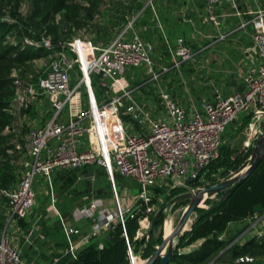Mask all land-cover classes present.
Listing matches in <instances>:
<instances>
[{
    "label": "built area",
    "instance_id": "obj_1",
    "mask_svg": "<svg viewBox=\"0 0 264 264\" xmlns=\"http://www.w3.org/2000/svg\"><path fill=\"white\" fill-rule=\"evenodd\" d=\"M154 1L145 0L143 5L151 11L149 26L134 25L138 11L106 43L72 37L48 56L41 73L20 76L18 69L10 73L15 89L7 111L12 121L3 133L11 134L12 147L6 152L15 156L21 170L11 189H0L8 218H25L31 211L35 204L34 183L38 181L48 187L50 206L59 218L55 207L59 196L51 184L57 172L92 165L103 171L109 184L112 210L100 197H91L73 207L71 219L86 220L89 228L71 240L74 230L64 227V254L71 259L93 240L100 248V239L116 221L132 264L136 258L127 242L123 215L140 201L144 209L137 218L134 238L146 237L144 224L152 209L150 198L171 189L200 188L193 190L188 179L199 180L200 170L219 156L226 126L235 119L236 127L245 121V146L262 129L264 0H178L188 6L199 4L203 17L213 25L218 23L215 11L228 4L241 18L240 26L248 24L251 29V44L242 55L246 62L237 70L242 89L226 94L208 83L211 96L207 99L196 98L190 84L196 82V75H205L206 68L215 72V61L208 60L203 66L200 57L205 51H198L201 46H194L181 36L165 38ZM179 13L181 21H191L183 11ZM156 37L160 39L159 49H154L151 41ZM25 42L52 47L44 38ZM219 70L223 71L221 66ZM164 75L168 78L164 79ZM25 115L38 124L23 125L20 117ZM114 175L127 178L137 187L133 203L123 210ZM84 176L92 180L93 173ZM75 178L78 181L84 177L78 174ZM3 230L0 264H29ZM237 260L252 259L244 256Z\"/></svg>",
    "mask_w": 264,
    "mask_h": 264
},
{
    "label": "trees",
    "instance_id": "obj_2",
    "mask_svg": "<svg viewBox=\"0 0 264 264\" xmlns=\"http://www.w3.org/2000/svg\"><path fill=\"white\" fill-rule=\"evenodd\" d=\"M144 3L145 0H108L107 3L104 0H0V189L12 188L20 176L16 168L15 156L6 152L12 147L11 134L3 133V129L10 126L12 121V116L7 111L15 89L10 77L12 69H18L20 76V71H23L22 76L29 73L36 75L30 71L32 62L43 57L48 60V56L53 51L61 49V44L68 41V38L71 39L73 31L81 26L87 27L97 39H102V43L112 39L113 30L117 33L130 19L129 17L138 11L134 25L149 26L151 11L148 6L143 7ZM105 4L110 5L111 13L106 22L101 24L97 17L102 16L101 9ZM22 5H25L24 11L20 9ZM113 13L115 15H112ZM43 36H49L51 48L25 42V39L39 42L44 38ZM92 42L97 44L98 41ZM243 126L242 122L238 124L233 133L235 135H230V138L241 133ZM226 140L225 138V142L223 141L221 145L219 156L200 170L199 177L202 175L209 177V174L217 169V161L226 153L223 151ZM230 156L231 161L235 160L231 162L235 166L239 153L235 152ZM226 157L231 158L228 155ZM90 167L83 166L80 172L93 173ZM77 170L57 172L53 178L54 183L59 184V186L54 185V188H60L61 191H65L64 194H67L63 203L59 204L58 201L57 205L62 216H66L73 206L86 203V200L81 198L86 194L87 188L77 190H72L73 187L69 188ZM96 173L105 176L102 170L101 172L97 170ZM189 183L196 185L198 179ZM106 186L109 189L107 181ZM104 190L95 193H104ZM178 191L180 189H171L170 193H178ZM204 201L206 207L196 208L189 229L177 236L167 264H259L258 262L264 261V234L249 236L239 243L235 238L246 225L231 230L230 234L226 230L228 223L241 222L247 218L253 219L264 212V156L225 198L221 201L218 197ZM152 202L153 199L149 204ZM138 203L139 208L124 221L127 242L133 251L136 245L144 242L143 238L140 241L133 240L134 232L138 227L137 218L144 209V205L140 201L136 202ZM256 204L260 205V212L253 211V206ZM15 220L19 227L26 228L22 218ZM159 220L158 215L155 225ZM3 229L4 223L0 222V231ZM147 239L143 253L145 257L153 252L156 244L150 234L147 235ZM100 242V248L97 247V240L81 247L74 258H69L65 264L128 263L126 241L119 224L109 230ZM196 242L199 243L191 246L187 252L180 251L182 247ZM244 256L252 260H237ZM153 264H159L158 259Z\"/></svg>",
    "mask_w": 264,
    "mask_h": 264
},
{
    "label": "crops",
    "instance_id": "obj_3",
    "mask_svg": "<svg viewBox=\"0 0 264 264\" xmlns=\"http://www.w3.org/2000/svg\"><path fill=\"white\" fill-rule=\"evenodd\" d=\"M158 12L161 17L162 33L168 40H173L176 36H181L187 42H191L194 46L197 44L199 50L205 51L200 57L202 65L209 63L208 60L215 61L213 67L215 72H211L207 68L205 75H196V82L191 85L193 94L196 98H210L211 90L208 83L217 86L222 93H230L232 91H240L242 84L238 79L237 70L241 69L243 62H246L243 55V49L250 46V26L244 24L240 26L241 18L229 7L228 4L222 5L215 11L217 15V25H213L206 20L204 12L199 4L188 6L178 0H155ZM180 11L185 13L190 22L181 21ZM154 49L160 48V39H151ZM219 66L223 69L221 72ZM164 79L168 75L163 76ZM169 79H171L169 77ZM209 81V82H208ZM183 102V99H181ZM101 171V169L99 168ZM88 173H77L71 184L75 185L76 176ZM59 200V199H58ZM102 200L106 206H111ZM40 200L35 199V204L31 211L22 220L26 224V230L19 227L15 220L13 228L11 224L7 226V237L11 244L19 252L22 259L29 264H65L69 259L67 254H64V248L67 244V237L64 233V227L69 226L74 230L71 240H75L79 235L88 231L89 223L83 219L72 220L70 215L73 207L69 209L66 216H62L59 212L48 205L39 206ZM42 203V202H41ZM58 205V201L56 202ZM129 207V206H128ZM110 209V208H109ZM57 214V215H56ZM247 224V225H246ZM246 225V226H245ZM245 228L236 236L235 240L239 243L249 236L261 234L264 232V216L256 215L253 219H245L241 222H231L227 225V233L231 230ZM13 230L10 235L9 230ZM226 233V234H227ZM225 234V233H224ZM184 246L180 249L181 252H187L191 246Z\"/></svg>",
    "mask_w": 264,
    "mask_h": 264
},
{
    "label": "rangeland",
    "instance_id": "obj_4",
    "mask_svg": "<svg viewBox=\"0 0 264 264\" xmlns=\"http://www.w3.org/2000/svg\"><path fill=\"white\" fill-rule=\"evenodd\" d=\"M104 1H105V3L108 2V0H104ZM123 1H129V0H123ZM24 6L25 5L21 6V8H20L21 11H24ZM101 10H102L101 11L102 16L97 17V18H99L101 24H104L106 22L108 16L111 13L110 5L108 6V4H105L104 6H102ZM112 15H115V13H113ZM129 18H131V17H129ZM115 34H116L115 30H113V32L111 33V36L113 37ZM43 37H44V39L49 40V36H43ZM72 37H80V38H83L86 40H90V41L95 40V41H98L97 43H102L101 42L102 39H97L95 37V35L93 33H90L89 29L85 26H81V27L75 29L73 31V35L71 36V38ZM68 39H70V38H68ZM68 39H66V40H68ZM194 49L198 50V47L194 48ZM46 64H47V58L43 57L40 59H36L34 62H32V65H30V71L33 72L34 74H37L39 72L41 73V71L45 68ZM20 73L22 76L23 71H20ZM150 89L151 88H148L149 91H150ZM20 121H22L23 125L26 124V126H34V125L38 124L37 121L33 120V117L28 118V117H26V115L21 116ZM237 123H238V119H235V121L233 123H230L228 126H226V129L224 131V135H225V138L227 140H226V143H225V146L223 149V151H226V153L229 157H231L230 154L234 155L235 152L239 153V156L237 158L235 166L231 164V162L235 161V160L231 161L232 157L227 159V157H226L227 155H226V153H224L222 155V157L217 161V163H218V164H216L217 169L214 172H212L211 174H209V177L202 175L199 178L198 183L196 185L191 186L193 188V190L196 186L205 187V186L214 184L216 182H219L223 179L230 177L231 172L234 169H236L240 163H242L243 161H245L247 159V157L250 154V151L252 149L254 138L251 139V141L248 143L247 146H245L244 143L246 141L245 140L246 132L243 129H242L241 133H238L237 136L230 138V135H235L233 133L235 132V128H236ZM88 166H91L90 169L93 171L92 180L87 178V177L85 178V176H84V178H80V180L75 182V185L72 184V186H69L70 189L73 187L72 190L73 189L77 190L79 188L82 189L83 187H85V188H87V191H86V194H84L82 196V198H81L82 200H84V199L86 200V199H89L91 197H94V198L100 197L102 199V197H103L105 199L106 203L111 205L109 208L112 210L113 206H112V199L110 197V189H108V186H106V180H105L103 174L99 175L98 173H96L97 170L100 171L99 168L92 167V165H88ZM16 168L20 174L21 168L19 167V164H16ZM76 172L80 173V169H78ZM53 178H55V177H53ZM53 178L51 180L52 187H53V185L59 186L58 183H54ZM60 178L58 177V179H60ZM114 178H115V184H116V191L118 194L117 196H118L119 205H120L121 210H123L125 208H128V206H130L133 203V197L135 195L137 187H135V185L132 184L127 178H123V177L117 176V175H114ZM34 185H35L34 189L36 192L35 193V199L40 200V203L38 205L43 206V207L45 205H48L49 204V195H48L49 189L46 186L45 182L44 181H38V182H35ZM102 189H105L104 193H101V192H100L101 194L95 193L97 191L99 192ZM53 191L56 192V194L58 193L57 195H59V200H58L59 204L63 203L64 199H66V196H67V194H64L65 191L64 192H63V190L61 191L60 188H57V189L53 188ZM182 192H184V191L180 190V191H178V193H170V191L168 193L162 192L158 196H156L154 198L153 197L150 198V201H152V199H153V202L150 203L151 204L150 206L152 207V209H151L150 213L148 214V222H146L144 224V229H145V227H147V230H148L151 219L155 216V214L157 212H159L158 215H159L160 220L156 225H154V227L150 233L151 237H153V239H155V241H156V244L154 246H156L157 243L159 242V240H161L162 237L165 236L164 235V227H165L166 220H168V219L171 220V230H173V228L177 224V222H178V220H179V218H180V216H181V214H182V212H183V210L187 204V199L177 200V201L172 202V203H170V201H172L174 199V197H176L178 194H180ZM199 202L201 204H199L198 207H205L206 206L205 201H199ZM56 206H57V204H56ZM194 217H195V210L189 216V221L187 223V227L184 230L183 229L181 230V232H180L181 234L184 231L188 230V228L190 227ZM0 222L4 223L5 234H7V232H8L7 226L9 224H11L12 225L11 228H13L14 221L11 222V219L8 218V210H7V207L5 204V197H3V196H0ZM113 223H114L113 224L114 226L117 224L116 221H114ZM147 230H146V233H147ZM1 232L2 231H0V233ZM9 233H10V235H12L14 232H13V230L10 229ZM180 233L177 236L181 235ZM134 235H133V240L136 239V240L140 241V239L143 238L144 242L136 245V248L134 249V251L131 248L132 255L136 258V259H133L132 261L135 262L137 259H139L140 261L144 262L146 257L143 256V253H144V248H145L146 243H147V241H146L147 236L134 238ZM177 236H175L172 239V245L175 243ZM258 263L264 264V261L258 262ZM127 264H129V261Z\"/></svg>",
    "mask_w": 264,
    "mask_h": 264
},
{
    "label": "water",
    "instance_id": "obj_5",
    "mask_svg": "<svg viewBox=\"0 0 264 264\" xmlns=\"http://www.w3.org/2000/svg\"><path fill=\"white\" fill-rule=\"evenodd\" d=\"M242 123L245 124V121ZM264 156V122L262 123L261 132L256 136L250 154L247 159L240 163L236 169L231 172V176L223 179L214 184L196 188L194 191H184L178 194L170 203L181 199H187V204L177 222L173 231L168 236H163L160 243L154 247L153 252L147 256L143 264H153V262L158 259L159 264H167L170 254L173 249L172 239L177 236L182 230L183 222L189 218L193 211L199 206L197 202L204 201L208 198L218 197L221 201L225 198L252 170V168L257 164V162ZM196 178H189L188 181L192 182ZM138 208V204L131 207L124 215L123 222L127 219L133 212ZM254 212H260L261 207L259 204L253 206ZM159 212L151 219L149 228L147 230V235H149L155 225V219ZM264 216V212L261 213ZM189 229V228H188ZM184 230V229H183ZM181 234V233H180Z\"/></svg>",
    "mask_w": 264,
    "mask_h": 264
},
{
    "label": "bare ground",
    "instance_id": "obj_6",
    "mask_svg": "<svg viewBox=\"0 0 264 264\" xmlns=\"http://www.w3.org/2000/svg\"><path fill=\"white\" fill-rule=\"evenodd\" d=\"M201 201V200H200ZM198 204H201L200 202H197ZM189 221V218H187L183 224H182V229H185L187 227V223ZM173 230H171V220L168 219L165 222V227H164V235L168 236L172 233ZM132 264H143V261H140L139 259H137L135 262H133Z\"/></svg>",
    "mask_w": 264,
    "mask_h": 264
}]
</instances>
